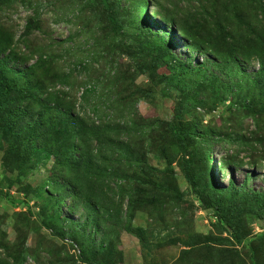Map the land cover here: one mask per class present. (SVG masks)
<instances>
[{
    "label": "rangeland",
    "instance_id": "obj_1",
    "mask_svg": "<svg viewBox=\"0 0 264 264\" xmlns=\"http://www.w3.org/2000/svg\"><path fill=\"white\" fill-rule=\"evenodd\" d=\"M261 66L264 0L0 3V264H264Z\"/></svg>",
    "mask_w": 264,
    "mask_h": 264
},
{
    "label": "trees",
    "instance_id": "obj_2",
    "mask_svg": "<svg viewBox=\"0 0 264 264\" xmlns=\"http://www.w3.org/2000/svg\"><path fill=\"white\" fill-rule=\"evenodd\" d=\"M6 1H8V0H0V3L6 2ZM149 4H150L149 2H144L143 3V8L144 9H147L149 7ZM29 32H30V28L27 29V33H29ZM174 33H175V28L174 27H171V29H170V36L171 35H174ZM171 48H172V43L170 42L165 47L164 55H166V56L171 55ZM5 72L6 73L8 72V74H7L8 76H16L19 79L23 78V76L25 74V73H23V71L22 72H18V71H14L13 69H8V70L6 69ZM259 74L261 75L262 79L264 80V66H261V68L259 70ZM262 87H263V85H262ZM86 92H87V94H90V93H94V90H93V88L86 89ZM232 187H233V184L231 186V190L234 191L235 188L234 187L232 188Z\"/></svg>",
    "mask_w": 264,
    "mask_h": 264
}]
</instances>
